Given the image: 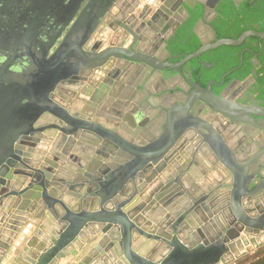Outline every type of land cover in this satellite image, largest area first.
I'll return each instance as SVG.
<instances>
[{
    "label": "clouds",
    "instance_id": "clouds-1",
    "mask_svg": "<svg viewBox=\"0 0 264 264\" xmlns=\"http://www.w3.org/2000/svg\"><path fill=\"white\" fill-rule=\"evenodd\" d=\"M63 3L67 4L68 0H63ZM146 3L147 0H138L130 12L143 9ZM153 7L159 12V21L145 24L141 32L147 31L157 39L170 37L172 29L169 25L183 18L184 11L182 8L173 11L171 0H158ZM118 11L120 9L110 7L104 14L115 15ZM187 11L192 12L190 8ZM54 20L55 13H44L34 42H29L19 54L10 49H0V68L8 66V72L14 76L24 77L34 67L37 72L42 66L55 65L58 69L39 94L33 91L31 81L18 80L11 95L0 99V108L21 117L12 120V147L28 152L20 142L30 141L56 155L63 143L56 144L54 148L47 147V126L52 123L63 126V120L80 122L84 129L95 132L97 139L84 153L83 167L74 178L78 186L67 191L50 190V196L56 201L51 206L43 201L41 189L36 184L18 177L10 181L8 194L0 196V264H78L84 257H87L86 264H193L184 254L202 252L213 253L202 264H236L246 253L254 249L264 250V232L244 240L242 244L232 241L224 247V237L234 219L231 212L234 178L216 152V142L219 141L231 152L237 164L248 166L255 160L264 165V131L253 128L251 124L234 122L241 109L254 104V98L249 99L243 91L233 96L231 90H218V101L224 106L218 109L206 99L194 98L195 93L178 73L175 79L170 75L165 83L159 73L147 69L140 70L142 79L129 73L114 86L109 79L107 83L85 87L83 80L92 71V61L101 59L99 52L107 55L105 50L110 45L104 44L102 48L93 50L86 39L78 49L71 47L70 41L79 25L76 21H71V24L66 21L70 30L56 32ZM188 27L191 30L192 25ZM25 28L29 30L28 25ZM193 39L200 43L196 37ZM132 43L129 39L124 48H129ZM132 51L136 48L133 47ZM150 52V49L145 51V55ZM13 56L16 57L15 62L10 63ZM84 57L89 61L86 62ZM17 58H23L20 60L22 64L24 59L27 61L22 73L12 70ZM69 84L79 85L71 90V96L67 94ZM4 87L10 85L6 83ZM80 92L84 94L83 100L78 97ZM133 109L144 116L143 121L136 120L134 127L128 126L125 119ZM56 117L61 119L56 120ZM189 117L198 118L203 127L189 126L186 129V138H193L196 148L183 170L184 175L190 178V183L183 184V190L187 196L205 192L214 202L215 214L207 226L201 223L199 230L197 226L174 227L176 210L171 204L165 206L159 201L158 211L142 213L144 219H140L130 211V204L125 205L129 194L123 189H117L107 198L90 193L89 189L95 186L98 190L99 186L110 183L121 169L133 165L135 160L134 153L110 146L106 136L100 133H119L137 151L147 155L150 145L160 142L178 121ZM80 143H83L82 137ZM44 154L40 153V160L30 161L31 168L46 167L42 164ZM95 161H99V166L93 169L91 166ZM180 179L182 181L183 176ZM251 196L255 198L245 196L240 201L245 214L253 217L264 215V211L257 208V205L264 208V194L253 193ZM120 213L123 217L111 227L108 224L88 227L87 222L77 223L83 216L94 221L105 215L119 216ZM132 224L136 225L137 231L131 230ZM141 228L150 229L151 236L156 239L141 236Z\"/></svg>",
    "mask_w": 264,
    "mask_h": 264
},
{
    "label": "water",
    "instance_id": "water-1",
    "mask_svg": "<svg viewBox=\"0 0 264 264\" xmlns=\"http://www.w3.org/2000/svg\"><path fill=\"white\" fill-rule=\"evenodd\" d=\"M84 1L85 0H68V3L64 4L63 0H0V49H10L19 54L22 49L29 45V42H34L35 34L39 30L43 15L48 11L56 15V20L53 21L55 31H67L68 27L66 24H62L60 19L67 15V13L71 11L70 9L75 5L77 6L74 13L79 11ZM118 1L119 0H89L77 20H75L79 27L76 28L75 34L70 41V46L78 49L82 41L87 39L88 42H90L92 35L101 28V25L106 23L105 21L109 14L105 15L104 13H106L110 7H115V3ZM219 2L220 0H199V4L206 11L204 21L209 20L210 14H212ZM181 3L182 2L179 1L178 5ZM182 4L180 7L182 11L186 13V9L183 8ZM186 4L190 6L191 3L187 2ZM73 16L74 14L72 17ZM72 17L68 22L69 24H71L73 18L75 19V17ZM180 23L178 25H180ZM25 25H28L29 30L25 28ZM106 25L107 27L104 33L108 38L115 30L113 24L109 23ZM74 26L75 25H73V27ZM208 32L207 36L215 41L216 35L212 28L209 27ZM53 34H55V32ZM197 35L202 43L201 48L185 57L181 64L177 66L170 64V67L177 70L180 74H183L182 65L200 57L210 50H215L222 46L238 47L241 46L247 38L252 36L264 40V32H256L253 30L242 33L238 39H218L214 43L207 41L206 32L202 34L197 33ZM103 43L104 40L98 41L92 49L98 50L102 47ZM107 53V55H105L104 52L98 53L101 59L92 61L94 65L92 69H97V67L102 64L100 61L105 58H114L115 60L120 59V57L129 58V54H121L125 53L124 51H121V53L119 52L120 55L114 50H109ZM15 59L16 57L13 56L10 63H14ZM21 59L23 58H17V63L13 65L12 68L13 71L18 73L24 71V68L27 66V61L24 59L22 64L20 63ZM84 59L86 62L89 61L88 57H84ZM131 59L137 63L143 62H141V59L133 57ZM148 64L152 65V67L157 66L158 68H156L159 69L157 73L160 75L165 71V68L159 64ZM57 71L58 69L55 65L42 66L40 72H37L34 67L30 72H26L24 77H17L8 72V66H4L0 68V99L11 95L18 80L31 81L33 91L39 94L47 86V83L55 77ZM137 76L139 79L143 78L140 74ZM88 78L83 80V86H85ZM161 80L164 82L163 78H161ZM107 81H105V83H107ZM6 83L9 84L10 87L5 88L4 85ZM190 85L193 87V93H195L194 98L206 99L218 109L224 107L219 103L217 95L212 91L211 84L207 88L193 83H190ZM77 87H79V85L69 84L67 86V94L71 96V90ZM80 93L81 96L79 99L83 100L84 94L83 92ZM243 111H245L244 108ZM135 112H137V114ZM245 113L247 119L245 118L243 122H249L258 129H264V123L259 125L253 118V116L264 118L263 109L258 107L256 109L252 108V110ZM117 114L122 115L121 113ZM20 118L21 117L10 114L3 108H0V196L8 194V185L10 181L14 177H18L27 179L36 184L41 189L40 195L43 197V201L51 206L56 201L50 196V190L52 192H56L58 189L67 191L78 186L74 178L78 176L83 167L82 160L84 153L95 144L97 134L84 129L80 122L69 123V121L63 120V126H61L60 123H52L47 126V147L54 148L56 144L63 143L62 148L56 155H51L50 152L40 148L39 145H34L30 141L24 140L20 143L29 151L23 152L14 150L11 143L12 120ZM55 119L60 120L61 118L56 117ZM125 119L127 120L128 126L134 127L136 120L142 121L144 116L134 110L129 112ZM236 120H238L237 117ZM192 125V119L190 117L178 121L173 130L162 138L160 142L149 146L150 151L147 155L141 151H137L136 148L127 143L119 133H100L106 136L107 143L110 146L119 147L125 151L134 153L135 160L133 165L121 169L119 174L115 176L110 183L99 186L98 190L95 189V186L89 189L90 193L107 198L117 189H123L129 194L124 201L125 205L130 204V211L140 219H144L142 213L158 211L159 204L157 202L159 201V203L165 206L171 204L176 210L174 227L197 226V230H199L198 226L201 223L207 226L211 217L215 214L213 212V208L215 207L214 202L210 200L209 195L205 192L193 193L191 196H187L183 190V184L190 183V178L184 175L183 170L188 166L190 161V159H187V152L185 153L184 150L193 140L191 137L186 138V129ZM146 134L150 135L151 133L147 132ZM81 137L83 138L82 144L80 143ZM34 148L36 151L33 152L32 149ZM189 148L186 150L190 151ZM41 152L45 153L42 164L46 165V167L31 168L30 161L40 160ZM216 152L220 161L224 164L225 168L232 173L234 178L233 191L231 193L232 201H234L231 205V212L234 219L230 222V227L227 229L224 237V247L226 248L232 241L237 242V244H242L243 242L240 243L238 241L242 233L259 235L260 232H264V217L261 215L256 217L246 215V210L240 202L245 196L255 198L251 196V194L264 193V177H262L263 180L255 184L257 177L261 176V172L264 171V165H260L258 161L255 160L248 166L240 165L233 159L230 151L229 154H220L219 148L216 147ZM179 153H183V155L179 157ZM49 156H51V159H49ZM172 162H174L173 165L171 164ZM98 166L99 161H95L91 167L94 169ZM167 166L169 167L168 173L165 172ZM182 176L183 180L181 181L180 177ZM157 192H160L161 195L157 196ZM153 197H155V199H153ZM133 202H135L134 205L132 204ZM257 208L260 210V205H257ZM122 217L123 213H120L119 216L109 217L105 215L94 221H88V217L83 216L77 223L87 222L86 226L88 227H91L93 224H108L109 227H111L114 222L120 220ZM130 228L133 231H137L135 224H132ZM245 229H247V231H245ZM139 234L146 239H156L151 236L150 229L145 230L141 228L139 229ZM246 239L245 237L243 238V240ZM233 247H236V245H233ZM184 255L188 256L193 264H202V262L210 258L213 253H185ZM86 260L87 257H84V259L78 261V264H86Z\"/></svg>",
    "mask_w": 264,
    "mask_h": 264
},
{
    "label": "flooded vegetation",
    "instance_id": "flooded-vegetation-1",
    "mask_svg": "<svg viewBox=\"0 0 264 264\" xmlns=\"http://www.w3.org/2000/svg\"><path fill=\"white\" fill-rule=\"evenodd\" d=\"M89 0H85L79 11H76L74 13V10L77 5L72 7L67 15L63 16L61 20V23L65 24V22H69L74 14L72 21L77 20L82 10L85 8ZM182 2V5H185L187 2L191 3L190 6L187 5L186 13L183 18H179L178 22H173L169 26L172 29V34L170 37L165 39H157L153 35H151L149 32H141V29L145 27V24L151 25L153 21H159V12L153 7L154 4L158 2V0H147V3L145 4V7L143 9H135V11L130 12V10L133 8V5L138 3V0H119L117 3H115V7L120 9L115 15L109 14L106 23L101 25V28L97 30L95 34L92 35L91 41L89 42L91 46L93 47L98 41H103L104 44H109L110 46L105 50L106 52L109 50H114L116 52L124 51L125 53H128L129 58H123L120 57V59L115 60L113 59H104L101 60V65L97 67V69H92L91 75H89L88 80L85 83V86H95L100 85L101 82L105 83V81L111 79L113 82V86L118 83L120 78L123 75H127L129 73H133L135 78H138V74H140L141 77H143L141 69H147L150 72L157 73L159 69L156 67H152V65H149L148 63H153L154 65H161L165 68V71L160 75L161 78H163L164 82L167 83L168 77L171 75L173 79L176 78L175 74H179V77L183 79L184 82H186L190 87V83L201 85V83L206 78L207 73L209 72L210 75H215L218 72L222 70L224 67L223 62H230L231 55L230 53L223 49L222 47L210 50L200 57L196 58L197 60H190L186 62L184 65L181 66L183 74H180L177 70L172 69L170 67V64L177 66L182 63L183 59L191 54H186L180 51L182 49L180 47H187V42L190 40H193V37H196L199 39L197 33H205L206 36L208 35V28H212V30L215 32L216 40L218 39H227V38H219L218 32L215 29L214 24L216 22H219V25L217 27L221 26L219 21V16L223 13L224 15H230L234 13L235 11H241L244 9L243 5L246 1H248L249 4H253L256 0H220V2L216 5L214 8L212 14H210L209 20L204 21V17L206 15V11L203 9V7L199 4V0H171L173 11H175L176 8H181L178 3ZM210 1V0H207ZM139 2H144V0H139ZM192 6V7H191ZM191 9L192 12L189 13L187 9ZM202 10V11H201ZM128 13L127 15H125ZM138 13V14H136ZM151 17V19H148V17ZM164 19H167L165 17ZM132 21H136V23H133ZM181 22V23H180ZM113 24L114 25V32L110 35V37L104 33L106 30L107 25L106 24ZM180 23V25H178ZM189 25H192L191 30H189ZM177 27V28H176ZM176 28V29H175ZM69 30V28H68ZM167 30V29H165ZM131 39L132 45L129 46V48H124V44L127 43V41ZM106 40V42H105ZM200 40V39H199ZM215 40V41H216ZM207 41L210 43H214L215 41L211 40L209 36H207ZM246 41V40H245ZM201 43V41H200ZM202 46V43L198 49H200ZM100 47V48H102ZM135 47L136 51H132V48ZM151 50L150 54L145 55V51ZM197 49V50H198ZM250 51L249 48H245L241 51L240 54V62L237 67L231 68L230 70L223 73L221 78L218 80L217 77H212L209 81L206 82V86L203 88H207L210 84L212 86V91L217 95L218 90H222L223 92H228L231 90V93L233 96L240 95L241 91L245 93V95L248 96L249 99L255 100L254 104L247 107L249 110H252V108H260L264 110V85L259 84V79L263 75V73H259L260 69L262 68L261 62L258 60L259 56L261 55V52H253L251 54V57L249 58L248 62L251 64L250 71L246 75L245 78L240 79L238 76L232 78L228 82H226V79L230 77L232 74H236L239 72V74L244 73L245 74V67L244 65V56L245 53ZM196 52V51H195ZM119 53V55H120ZM155 53H159V55H156ZM194 53V52H193ZM137 58L141 59L142 63L134 62L131 58ZM121 61H123V64H121ZM221 63V64H220ZM94 66V65H93ZM161 71V70H160ZM207 72V73H206ZM253 79V80H251ZM243 81V83H241ZM192 92L193 87H191ZM81 93L78 94V97L80 98ZM241 99L244 97L241 96ZM84 99V95H83ZM247 108L241 109L239 111V114L237 116L238 120L234 121L236 123H243V124H250L249 122H243V120L246 117L245 112H249ZM133 109L132 111H134ZM139 112V111H138ZM134 113V112H133ZM137 114V112H135ZM141 113V112H139ZM143 114V113H141ZM192 126L193 127H203L200 120L198 118H192ZM254 120L257 124L262 125L264 123V118L253 116ZM242 119V120H241ZM144 120V119H143ZM142 120V121H143ZM252 125V124H251ZM253 128H255L252 125ZM261 131H264V129H261ZM190 147V148H189ZM216 147L219 148L220 154H229L228 149H224V145L221 144L219 141L216 142ZM190 151H187L188 149ZM196 148V142L193 139L191 143L188 144L184 152H187V159H191L193 156V152ZM183 153H179L178 156L181 157ZM177 156V157H178ZM176 157V158H177ZM174 162L171 164L173 165ZM169 166V165H168ZM165 168V172L168 173L169 167ZM164 174V173H163ZM161 175V174H160ZM264 177V175H261L257 177V181H255V184L259 183ZM264 194V193H263ZM261 208V206H260ZM261 211H264V208L260 209ZM264 217V215H261ZM258 236V234H241L239 238V242L242 243L244 240L243 238H251ZM259 250V249H256ZM262 250V249H260ZM248 253L245 254V256ZM244 256V257H245Z\"/></svg>",
    "mask_w": 264,
    "mask_h": 264
},
{
    "label": "trees",
    "instance_id": "trees-1",
    "mask_svg": "<svg viewBox=\"0 0 264 264\" xmlns=\"http://www.w3.org/2000/svg\"><path fill=\"white\" fill-rule=\"evenodd\" d=\"M243 7L244 9L241 11L237 10L230 15H224L223 13V15L221 14L219 16V21L220 24L222 23V25L217 27V25H219L218 21L216 22V24H214L215 29L218 32L219 38L238 39L242 33L249 30H253L256 32H264V0H256L253 4H249L248 1H246ZM200 45L201 43L197 44L196 40L193 39L187 42V47H183L180 45V47L182 48L180 49V51L188 55L197 51ZM222 48L230 53L231 61L228 63L223 62V64H225L223 65L224 67L220 72L215 75H210L209 72H206V78L201 83L203 87L206 86V82L209 81L212 77L215 76L219 80L223 73L230 70L231 68L237 67L240 62L241 51L245 48L250 49V51L246 52L244 56L243 66H246L245 74H239V72H237L236 74H232L226 79V82L236 76H238L240 79L245 78L251 68V64H249L248 62L249 58L251 57V54L253 52H261V55L259 56L258 60L261 62L262 68L260 69L259 73H263V75L259 79V84L264 85V40H260L258 37L252 36L247 38L241 46H223ZM245 264H264V250L259 251L253 261L246 262Z\"/></svg>",
    "mask_w": 264,
    "mask_h": 264
},
{
    "label": "rangeland",
    "instance_id": "rangeland-1",
    "mask_svg": "<svg viewBox=\"0 0 264 264\" xmlns=\"http://www.w3.org/2000/svg\"><path fill=\"white\" fill-rule=\"evenodd\" d=\"M261 251L254 249L253 251H251L250 253H248L245 257L240 258L236 264H245L246 262H251L255 259V257L257 256L258 252Z\"/></svg>",
    "mask_w": 264,
    "mask_h": 264
},
{
    "label": "bare ground",
    "instance_id": "bare-ground-1",
    "mask_svg": "<svg viewBox=\"0 0 264 264\" xmlns=\"http://www.w3.org/2000/svg\"><path fill=\"white\" fill-rule=\"evenodd\" d=\"M133 205L135 204V202L132 203Z\"/></svg>",
    "mask_w": 264,
    "mask_h": 264
},
{
    "label": "crops",
    "instance_id": "crops-1",
    "mask_svg": "<svg viewBox=\"0 0 264 264\" xmlns=\"http://www.w3.org/2000/svg\"><path fill=\"white\" fill-rule=\"evenodd\" d=\"M185 162V161H184Z\"/></svg>",
    "mask_w": 264,
    "mask_h": 264
}]
</instances>
